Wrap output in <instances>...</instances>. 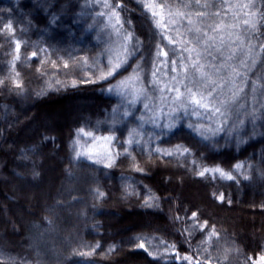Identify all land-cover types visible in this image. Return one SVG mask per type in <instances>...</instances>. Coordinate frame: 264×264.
<instances>
[{"label": "trees", "instance_id": "1", "mask_svg": "<svg viewBox=\"0 0 264 264\" xmlns=\"http://www.w3.org/2000/svg\"><path fill=\"white\" fill-rule=\"evenodd\" d=\"M158 2L180 12L182 28L187 20L207 28L227 0ZM153 13L145 0H0V264H256L264 256V0H252L241 30L240 48L252 52L239 90L209 115L191 106L158 113L156 77L179 67L185 46ZM110 14L130 39L121 60ZM135 75L145 99L127 102L118 85ZM79 99L93 107L27 133L36 110ZM104 136L111 158L90 156L91 141ZM47 172L55 186L40 202ZM251 225L258 238L239 230Z\"/></svg>", "mask_w": 264, "mask_h": 264}, {"label": "rangeland", "instance_id": "2", "mask_svg": "<svg viewBox=\"0 0 264 264\" xmlns=\"http://www.w3.org/2000/svg\"><path fill=\"white\" fill-rule=\"evenodd\" d=\"M145 2L154 10L163 25L167 27L169 37L174 42L185 46L179 67H173L172 73L166 77L162 76V73L156 77L161 92V105L157 110L158 113L160 114L162 109L167 107L170 109L169 112L175 114L180 108L186 110L189 106L198 108L203 111L204 115H209L211 111L214 113L221 111V106L239 88L236 80L242 73L249 53L252 52L249 48L246 50L240 48L247 37V34L245 36L241 30L246 24L245 21L248 23L250 19L249 11L252 0H227L224 5L226 13L221 14V11L218 20L215 23L213 20L207 28H203L204 26L198 24L196 20H187V27L182 28V18L179 11L167 8L165 5L160 4L158 0H145ZM227 10L230 11L229 14ZM108 19L117 33L116 53L118 59L121 60L126 56L130 47V39L122 33L116 15L110 14ZM214 52L220 55L219 59L210 57V54L212 55ZM117 91L127 102L136 103L145 99L144 88L136 75L123 80L118 85ZM196 101L200 103L198 104ZM92 105L91 101L79 99L59 106L56 105L54 111L36 110L33 113V119L28 121L30 126L27 133L32 134L42 126L53 128L58 122L68 124L83 110L92 108ZM109 141L106 136L91 141L92 143L88 146V154L105 160L111 158ZM49 176V172H47L43 184L37 188L40 202L44 201V196L52 194L51 189L55 186ZM42 187L45 188L42 189ZM196 189H199L200 194L204 193L200 188L196 187ZM32 193L29 194L30 197L28 198L24 194L22 197L31 199L33 197L31 196ZM187 196L183 197L190 202L198 199L196 195ZM249 207V205L246 206V208ZM239 230L245 232V234L247 233L246 235L249 234L248 237L252 239L258 238L257 234L260 231L258 228H253V225L248 229L240 228Z\"/></svg>", "mask_w": 264, "mask_h": 264}, {"label": "snow or ice", "instance_id": "3", "mask_svg": "<svg viewBox=\"0 0 264 264\" xmlns=\"http://www.w3.org/2000/svg\"><path fill=\"white\" fill-rule=\"evenodd\" d=\"M153 15H155V13H153ZM245 23H247V21H245ZM116 67H119V65L117 64L116 65ZM112 74V72L110 71L109 73H108V75H111ZM196 103H200L199 101H196ZM82 131V130H81ZM240 166L239 165H237V168H239ZM209 170L208 169H205L204 171H201L200 173H199V175H201V176H203V175H205V172H208ZM215 171H219V172H221V175L223 176V175H225L220 169H216ZM227 178L228 179H232V177L229 175V176H227ZM220 199H223V197L221 196L220 197ZM150 206V205H149ZM140 247H143V244H141L140 245ZM262 262H264V256H261L260 258H259V261L258 262H256V264H262Z\"/></svg>", "mask_w": 264, "mask_h": 264}]
</instances>
